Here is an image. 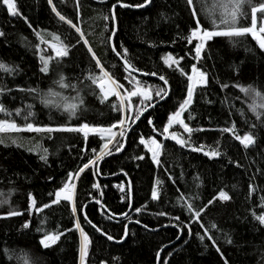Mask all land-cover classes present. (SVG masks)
Listing matches in <instances>:
<instances>
[{
	"label": "trees",
	"instance_id": "16d2710c",
	"mask_svg": "<svg viewBox=\"0 0 264 264\" xmlns=\"http://www.w3.org/2000/svg\"><path fill=\"white\" fill-rule=\"evenodd\" d=\"M119 2L79 0L77 7V0H52V5L48 0H14L18 14L11 15L0 0V32L4 33L0 36V63L14 69L11 73L0 70V89L5 90L0 94V103L12 113L9 117L0 113V119L15 120L19 125L28 122L78 127L87 123L106 128L123 118L125 114L112 107L119 106L117 97L101 103L100 89L87 79L90 73L100 75L88 51L91 47L106 71L125 88L132 87L110 48L112 20L103 19L110 16L114 4L117 20L113 44L121 52L123 48L128 50V60L140 70L138 73H157L154 79L134 75L142 84L151 86L150 105L160 100L155 96L156 89L165 88L168 92L167 99L133 128L123 151L101 164V179L90 166L72 181L76 184V216L67 201L43 211L38 209L51 204L54 194L68 181L69 173H76L94 158L105 141L95 134H89L85 141L83 134L76 132L0 134L7 144H0V264H79L77 218L91 240L87 264H156L158 253V264H264V225L253 216L264 214V114L257 118L249 107L251 95H245L238 87L251 86L264 94V51L250 35L215 37L207 42L203 59L197 63L194 46L198 42L188 44L185 37L196 26V19L203 28H213V17L207 13L217 0H193L195 18L186 0H152L146 8L135 10L121 8ZM123 2L136 5L144 0ZM53 5L81 29L87 46L75 28L52 11ZM244 11L249 14L240 18V24L248 26L250 8L245 6ZM38 33L48 41L53 35L59 36L68 46V55L56 57L48 44L40 42ZM168 54L176 59L183 57L180 67L188 74L193 64L207 73V86L197 88L183 119L194 129H205L193 132L191 141L196 146L205 145V150L218 148V157L193 152L158 134L187 96L186 76L175 65L169 68L164 64L162 57ZM42 55L53 57L47 74L40 70ZM160 75L167 79V87L159 81ZM61 76L75 89L60 88L57 81ZM28 89H36L40 95ZM50 89L69 101L83 98L75 116L54 104L46 106L41 102V96L46 97ZM52 99L62 102L59 97ZM132 101L139 106V97ZM17 109L21 110L20 115H16ZM127 115H134V110ZM149 119L152 125L148 124ZM126 123L125 128L132 124ZM233 123L238 135L251 133L255 144L245 149L231 134L220 131ZM153 126L157 131H153ZM170 132H178L185 139L189 135L179 125ZM141 136L156 138L163 145L159 164L140 144ZM12 139L21 146L13 144ZM117 140L122 143L123 139L118 136L109 145L112 153L117 152ZM45 148L47 162L40 158ZM138 156L144 159H137ZM119 174L127 178L131 187V216L124 221L113 219L126 213L130 205L126 180ZM250 185L255 191H250ZM153 189L158 192L155 200ZM221 190L231 199L219 200ZM29 195L36 201L35 209L29 207ZM189 203L194 209H204L199 219L188 211ZM11 211L23 215L9 216ZM85 214L91 223L84 220ZM128 221L137 225L128 226L125 241L120 245L110 242L109 235L115 242L122 239ZM25 223L29 227L25 228ZM46 233L63 235L51 247L44 248L40 240Z\"/></svg>",
	"mask_w": 264,
	"mask_h": 264
},
{
	"label": "snow or ice",
	"instance_id": "6c2138e0",
	"mask_svg": "<svg viewBox=\"0 0 264 264\" xmlns=\"http://www.w3.org/2000/svg\"><path fill=\"white\" fill-rule=\"evenodd\" d=\"M48 2L50 5H52V0H48ZM151 2L152 0H144L143 3L130 5L128 3L123 2V0H120L119 7L144 8ZM2 3L7 7V10L11 15L18 14L14 0H2ZM186 3L192 9V16L194 18L197 17V11L193 7V0H186ZM245 6L250 8L251 23L248 26L240 24V18L244 16H248L249 14L244 11ZM77 7H79V0H77ZM217 9L219 10L218 18L216 17ZM52 11L56 13V15L59 17L60 20L64 21L65 23H68L71 27L75 28L76 32L80 34V38L84 40V44L86 46L88 45V41L84 39V33L81 31L79 27H77L71 20H68L65 16L61 15L60 12L57 11L54 5L52 7ZM207 14L213 17L211 21L213 28L211 30L203 28L201 26L200 20L196 19V26L193 29H191L190 34L187 37H185L188 44H192L193 41L198 42L194 46V51H195L194 59H196L197 63H199V61L203 59L202 52L205 49L207 42L215 37L241 38L250 35L251 38L256 41L260 50L264 51V0H260L259 3H256L255 0H217V2L214 3L210 9H208ZM103 19L104 20L111 19L113 22L117 20L115 4L112 6L110 10V16H105L103 17ZM29 27H31V25H29ZM3 35L4 33L0 32V36ZM37 35L41 43L48 44V46L55 53L56 57L62 58L68 55V51H69L68 46L60 41L59 36L53 35L52 41H48L45 40L41 34L38 33ZM115 35L116 32L115 30H113L111 35L108 37V39L111 40L112 37H114ZM122 47L123 46L121 45V48ZM88 51L89 53H91L92 59L95 61L96 66L100 69V75L97 76L95 74L90 73L87 79L90 80L93 85H95L100 89V93L103 97V99H101V103H104L107 99H109V97L112 96L117 97V99L119 100V106L113 104L112 107L114 110L121 111L122 113H124L125 115L123 116V118L118 119L116 123L106 128L90 126L87 123H84L78 127L37 126L34 123H28V122H26L24 125H19L15 122V120H9L7 118L0 119V134L22 133V132L37 133V134L40 133L51 134L55 132H76V133H82L85 141H87L89 134L98 135L101 138V140L105 141V143L101 146L99 153H96V149L92 150L93 153H96L94 158L89 159L88 163H85L83 167L79 168L76 173H69L68 181L64 184V186L61 189H59L54 194L55 199L51 202V204L43 205L42 208L38 209L39 211H43L45 208H50L52 207L53 204H59L61 201H67L69 204H71V211L73 216H76L78 211L75 202L76 184L73 183L72 181L78 180L80 174L83 173L85 169H88L90 166L93 167V174L95 175L96 174L95 165L97 164V162L102 160L104 156L112 154L111 149H109V144H111L114 140H116L117 136H120L121 139L126 138L125 133L128 130V128L124 127L126 122L131 121L132 123H135L136 120H139L141 115H143V113L148 110V107L150 106V102L153 100V90L151 89V86L142 84L133 75V73L140 72V70L137 69L128 60V50L126 48H123V51L121 52L120 50H118L115 44L112 45V51L116 53V55L123 60L124 70L127 73L125 79H127L129 81V84L132 85L130 89L125 88V86L119 83L112 76V74H110L108 71L105 70L100 59L97 57L96 53L93 51L91 47H88ZM40 59L43 62V66L41 67L40 70L41 72L47 74L49 71V63L53 59V57L52 56L45 57L42 55ZM162 59L164 61V64L167 65L169 68L175 65L176 70L180 71L182 75L186 76L188 80V84H187L186 98L183 100L182 103H180L179 108L176 111H174L171 115H169L167 124L158 134L163 135L165 139L170 138L172 140H175V142L179 144L181 147H188L193 152H203L205 156H208L210 158L220 156L221 152L219 151L218 148L205 150L206 146L203 144L196 146L191 141L192 133L195 131H204L205 129L202 128L194 129L190 127L187 123H185V120L183 119V113L187 111V109L191 106L197 88L207 86L208 83L207 73L204 72L201 68H198L196 64H193L191 66V74H188L187 72L184 71L182 67H180V61L183 59V57H181L180 59H176L171 54H168L162 57ZM0 70L8 73L14 71L13 68H10L4 63H0ZM141 75L156 76L157 73L155 72L141 73ZM159 79L163 81L165 85L168 84V81L165 78V76L160 75ZM57 83L59 87L62 89H66L69 87L75 89L74 85H69L65 83V78L63 76H61L60 80L57 81ZM222 87H228V85H222ZM238 87H240V90L243 93H245V95H251L252 103L249 105V107L250 110L254 114H256L257 118L259 119L261 115L264 114V111H258V109L264 110V94H262L259 90L252 88L251 86L248 87L238 86ZM121 90H123V93ZM4 91H5L4 89H0V94H3ZM21 91H24V89H21ZM27 91L37 93L36 89H28ZM37 94L40 95L39 93ZM155 96L159 97L160 99H164L167 96V90L165 88L156 89ZM56 97H59L62 102L56 103L55 100L52 99ZM133 97L140 98L139 106H135L133 104L132 101ZM41 102L44 103L46 106L54 104L58 108H63V110L68 112L69 115L75 116L77 110L83 104V98L77 97L74 101H69L67 97H62L59 92H54L53 90L50 89L46 97L43 95L41 96ZM151 106L154 107L155 105L151 104ZM30 107L31 106H29V108ZM133 110H134V115H127V113L132 112ZM0 113H3L5 117H9L12 115V113L9 112L2 103H0ZM20 114H21V110L17 109L16 115H20ZM29 115H32V113L29 112ZM25 120L27 121V117H25ZM148 124L152 125L153 121L149 119ZM175 125H179L181 128L184 129V132L189 134L187 139H185L178 132H170V129L173 128V126ZM116 127H120L121 131L119 133H114L112 131V129ZM129 128H130V124H129ZM153 131H157L155 126H153ZM220 131L223 133L231 134L234 137V139L238 140L240 144L243 145L245 149L255 144V138L251 133L244 134L243 136L238 135L236 133L235 123H233L231 127H225L223 129H220ZM11 142L15 144L17 147L21 146L19 143H17L16 139H12ZM116 143L118 145L116 151H120L123 147V144L119 140H117ZM0 144H5V146H7L3 136H0ZM140 144L144 145L145 148L148 150V152L152 153L153 161L159 164L158 157L160 155V149L163 147V145L159 143L156 138L145 139L143 136L140 137ZM37 147H39V145H37ZM29 150L32 151L33 149L30 148ZM42 151L43 154L40 156V158L45 162H47L48 150L45 148ZM137 159L142 160L144 159V157L138 156ZM237 167H239V164H237ZM157 183H159V181H157ZM93 186L99 187L98 184H95ZM121 191H124V189L121 188ZM250 191H255L254 187L251 185H250ZM157 198H158V192L155 189H153L152 199L155 200ZM218 199L221 201H228L231 199V197L228 195V193L221 190L219 192ZM29 200L31 201L29 207L31 209H35L36 208L35 199L31 195H29ZM97 203H99V201H97ZM211 203H213V201H209V204ZM187 207H188V211L192 213V215L195 216L197 219L201 217L202 211L204 210L203 208L194 209L193 205L190 203L187 205ZM262 207H264V205H262ZM8 215L19 216V215H23V213L20 211H11L8 213ZM161 215H163V213H161ZM253 216L259 222L260 225H264V214L253 213ZM83 218L84 220L91 223V221L88 220L87 214H85ZM175 219H179V217H176ZM23 226L27 228L29 227V224L25 223ZM92 226L96 228L97 232H101V229L97 228L96 225L93 224ZM75 228L76 230L79 231L81 237V245L79 249L80 264H87V257L89 254L91 240L88 234L81 226L79 218H77L75 222ZM69 230L71 231V229ZM101 234L103 235L104 233ZM61 235H63V233H53V234L46 233L44 237L40 240V244L44 248L51 247L60 239ZM107 238L109 240L113 239V237L110 235ZM208 238L211 239V237ZM201 239H203V237H201ZM231 242L232 241L229 239L228 243ZM217 251L219 252L220 249L217 248ZM157 255L159 256V253Z\"/></svg>",
	"mask_w": 264,
	"mask_h": 264
},
{
	"label": "water",
	"instance_id": "95a60500",
	"mask_svg": "<svg viewBox=\"0 0 264 264\" xmlns=\"http://www.w3.org/2000/svg\"><path fill=\"white\" fill-rule=\"evenodd\" d=\"M148 6V5H147ZM146 6V7H147ZM146 7H144V8H146ZM125 9H130V8H125ZM133 10H135V9H138V8H132ZM139 9H141V8H139ZM112 24H113V30H115V32H116V21L115 22H113L112 21ZM112 45H113V37H112V39L110 40V48H111V50H112ZM113 52V51H112ZM113 54L115 55V57L119 60V62L123 65V60L121 59V58H119L117 55H116V53H114L113 52ZM124 67V66H123ZM133 75H135V76H137V77H140V78H150V79H154L155 77L154 76H151V75H141V73H133ZM158 80V79H157ZM159 81H161V80H159ZM163 84H164V82L163 81H161ZM165 85V84H164ZM166 86V85H165ZM167 87V86H166ZM167 96H168V92H167ZM167 96L164 98V99H160V100H158V101H156L155 103H152V104H154L155 106L154 107H156V106H158L159 104H161V103H163L166 99H167ZM154 107H152L151 105L148 107V110L147 111H145L144 113H143V115H141V117H140V119L139 120H136L135 121V123H132L131 125H130V128H128V130L126 131V133H125V137L126 138H124L123 140H122V144H123V147H122V149L120 150V151H117L116 153H112L111 155H106V156H104V158L102 159V160H100V161H98L97 162V164H96V175H97V177L99 178V179H101V176H100V166H101V164L105 161V160H107L109 157H111V156H113V155H118V154H120L122 151H123V149H124V147H125V144H126V140H127V138H128V136H129V134H130V132L133 130V128L134 127H136V125L142 120V118H144V116L151 110V109H153ZM119 176H122V177H124V179L126 180V183H127V187H128V193H129V200H130V205H129V208L127 209V211H126V213H124L122 216H119V217H113V219H115V220H119V221H124V220H128L129 218H130V216H131V187H130V184H129V182H128V180H127V178L123 175V174H119ZM101 208L104 210V207L101 205ZM126 214V215H125ZM88 223V222H87ZM89 224V223H88ZM129 225H137V223L136 222H134V221H128L127 222V224H126V226H125V230H124V234H123V237H122V239L120 240V241H117V242H115V241H113V240H109L110 242H112V243H114V244H116V245H120V244H122L124 241H125V239H126V237H127V228H128V226ZM89 226H90V224H89ZM180 233V232H179ZM180 235V234H179ZM158 260H159V256L157 257V260H156V264H158Z\"/></svg>",
	"mask_w": 264,
	"mask_h": 264
},
{
	"label": "rangeland",
	"instance_id": "374dc122",
	"mask_svg": "<svg viewBox=\"0 0 264 264\" xmlns=\"http://www.w3.org/2000/svg\"><path fill=\"white\" fill-rule=\"evenodd\" d=\"M126 124H127V123H126ZM126 124H125V125H126ZM125 125H124V126H125ZM112 131H113L114 133H119V132L121 131V129H120V127H119L117 130H113V129H112ZM117 137H118V136H117ZM117 137H116V138H117ZM109 145H110V144H109ZM77 232H78V234H79V231H78V230H77ZM79 239H80V245H81V237H80V234H79ZM79 264H80V253H79Z\"/></svg>",
	"mask_w": 264,
	"mask_h": 264
}]
</instances>
